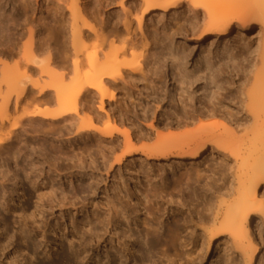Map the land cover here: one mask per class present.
<instances>
[{"label":"bare ground","instance_id":"1","mask_svg":"<svg viewBox=\"0 0 264 264\" xmlns=\"http://www.w3.org/2000/svg\"><path fill=\"white\" fill-rule=\"evenodd\" d=\"M20 1L22 7L21 17L24 18H22V21H19L20 19L17 17L16 19L11 15L10 17L7 16L3 9L0 8V96L4 100L2 107L0 106V127L9 122L10 112H15L20 109L22 113L18 121L26 122L29 125L38 124V126L41 127L45 124V121L55 122L61 120L67 122L68 118L74 120L83 107L91 109V107L83 105V98L87 96H97L99 98L98 103L100 111L105 112V123H107L106 127L100 131L93 128V132H97L99 137L97 140H99L101 144L99 150L100 165L107 179L110 177L117 179L115 187L116 197L107 199V201H109L104 212L101 214L102 216H100L92 211L90 213L87 208L95 204L94 197L96 196L95 193L98 188L95 176L89 175L86 172L83 175L82 173L81 175L79 174L81 178L85 177L86 179L88 178V180H95L87 184L85 192L83 189L84 186L81 185V189L78 188L80 189L79 191H73V196L71 195L70 197L65 190L58 194L56 191H52L53 189L44 188L46 183L43 182L42 170L37 169L38 172L35 173V175L34 172H25V179L36 192L37 201L35 203L39 213V221L44 223V216L53 214L54 211L58 209V212L61 213V218L64 219L62 221L63 226H57L61 232V234L57 236V240H59L66 234L65 229L67 227H65L64 222L66 213L68 214V212L74 213V215H80V213L83 212L89 213L88 216L82 219V227L76 226L75 222L77 221L72 219L70 223L71 230H69L78 233L83 230V235L88 232L91 237L100 226L107 228L109 232H111L115 224L113 222H142L141 224L147 225V222H164V219L167 222H172L171 229H167L166 236L169 238V245L175 247L176 238L172 236L174 233L177 234V232L181 230V224H179V222H193L194 220L192 221V219L194 214L192 213L195 212L196 215L198 214L197 216H199L198 221L201 222L199 226L207 238V247L213 246L220 236H227L229 240L232 241L235 249L240 253V256L245 259L244 264H255L260 254L259 245L264 246V238L258 234L256 238L257 242L252 240V234L250 228L246 226V222L252 215H256L260 222L264 223V193L261 194L260 198L256 193L257 190L261 188L262 183H264V0H249V2H247L248 0H140V3H138L139 7L137 3H133L134 5L132 7L130 5V7L124 11L125 14L124 17H122V27L125 35L123 38H121L122 33L120 34L119 32V35L117 31V35L115 33L116 31L113 32L110 30L112 36L109 35L110 33L107 34V37L111 36L109 37L110 39H108L106 35H102V30L110 26V22L108 23L106 17H104L108 14V11H104V9L108 7L112 0H94L95 3L92 4V6L85 0H50L52 5L50 6L51 9L47 10V16L39 19L37 17L36 19L33 17L30 19L28 13L32 10L33 14L38 12L41 0H37L36 2L37 9H35L36 7H30L25 0ZM43 1L46 2L47 0ZM17 2L19 3V1ZM17 2L14 4L16 5ZM119 4L122 5L121 3ZM184 6L187 12L189 11L192 13V21L197 18L200 10L203 12L202 18H200L202 22L198 17V20H196L199 21V23L194 22L192 24L193 26H191L192 28L194 27L193 29L195 30L193 35L196 34L194 41L197 43L206 42L208 45L207 52L209 54L216 49L217 56L221 54V56L225 58V55L228 54V46L226 44H228L227 42L232 35L237 45L235 48H241V50L247 49V54H249V52L251 53L249 54L251 55L249 58L244 57V61H247V64L240 65V67H238L239 69H237V67L235 68V66L233 67L236 69V72L233 73L234 75L236 73L235 76L238 77L237 79L240 80L242 78V87L238 91L239 103L244 108L245 114L250 116L253 121L250 139H234L230 137V135L218 133L220 130L218 123L217 125L212 124L210 127L204 126V121L202 120L206 118L223 117L224 119L221 118L223 123L227 120L231 121V111L226 108L222 110L220 101L216 104L213 102L215 101L214 99H216V97L214 98L216 91H210L209 94L212 93L211 96L206 95V97H209L207 98L209 100L210 98H214L213 101L211 99L210 103L209 101L206 102L209 108H204L206 107L204 106L206 103L202 105L205 102V100L203 101L202 99H199L200 106H197V99L190 94L183 95L180 92L179 95L175 94L174 96V94L171 95L166 92H159V87L156 82H159L161 79L160 75L163 65L160 62L158 65L155 64L156 61L151 63L148 59L154 54L151 55L152 52L149 53V51L153 44L157 45V43L160 44V42L163 43L168 41L170 45H172V39L176 35L182 34L181 32L183 29L185 30V28L184 25L180 24L181 21L179 22L176 18V21H178L176 24L174 23L176 27L174 26V29H172L169 26L170 29H168L166 17L171 12L173 16L178 14L180 8ZM66 12L69 13L68 16ZM48 17L51 18H49L50 22L46 21ZM147 17H151L150 23L152 25H150L154 28L151 33L155 35L149 33L150 35L148 36L144 32V23ZM118 21L119 17L117 22ZM134 21L137 22L139 27L138 31L141 32L140 39H136V30L133 27ZM117 22L115 21V23ZM113 23L114 22L110 24ZM120 23L121 22H119V24ZM119 24L117 23V25ZM254 27H258L257 45L255 47L244 40L247 37L246 34L251 32ZM160 29H162L163 36L161 38H156V34L158 35L157 32ZM11 30L13 32H11ZM167 30H171L172 32H168V34L166 33ZM24 37H27V42L20 43L21 39ZM117 42L121 43L119 48L115 47ZM52 44L56 46L57 49H55L58 53L51 52ZM138 46H140L142 50L140 57L144 58L145 66L143 67L140 66V57L136 58L134 61H128L127 59L130 55H135ZM105 49L108 51H104ZM161 50H164V47ZM165 50L168 49L166 48ZM180 51L181 50L175 51L176 53L172 51L171 53V62H174L173 68L176 70L175 75L173 74L174 82L178 85L177 89L180 90H182L184 84L189 83L193 85L195 81L201 79H205L204 84L207 88H209L208 86H211V84L216 85L218 84L216 79L220 78L219 76L217 77V74H223L225 66L231 67L228 66V64L226 65V62L225 64H218L220 60H218L216 64L213 63V61H211L212 63L207 61L206 59L210 58L207 54L204 58L205 60L200 59L202 64L199 67V74L202 75V72H205V76L201 78L197 72L198 75L195 76L197 78H191L189 75L187 76L185 74V67L183 66V60L186 56L190 55L189 52L191 51L187 52L185 49ZM45 55H47V57ZM156 55L157 54H155V56ZM41 57H46L43 59V65H41L40 62ZM232 57L235 60V57ZM158 58L160 59V57H157V62L159 60ZM204 63L209 66L205 65L203 67ZM69 66H71V69H68ZM55 67L61 68V70H63L62 73H55L53 70ZM70 70L74 74L72 83L69 87L61 86L60 80L62 81L66 78ZM148 72L154 77H148ZM35 77H57L59 83L57 82L53 85L48 83L40 84L36 81L33 82L32 78ZM136 78L139 80L135 81L137 80ZM192 79L195 81L193 82ZM148 80L150 81L148 83L150 85L149 91H146V86L144 88L142 87L145 89L144 91H141V89L137 90L139 87L137 83L139 81L147 82ZM215 85L213 86L219 87ZM133 86L136 90L132 88ZM125 87L131 90V93L127 96L130 99L132 98V101L129 103L130 105L132 104L133 108L131 109L133 110V115L130 116L128 107L126 108L127 110L121 108L119 113L116 112L118 113L117 116H115L116 113L114 109L110 107L109 110L112 114L111 112L104 111L106 110L104 107L105 104L111 106V104L115 102L116 91L124 90ZM50 92H54V94L52 93L53 95H51ZM33 94L35 96H33ZM106 101L109 103H106ZM52 103L59 104V107L56 109H49L48 106ZM42 105L44 108H39V106ZM166 105H168L169 108H167ZM31 107H34V109L31 110ZM98 116L99 115L96 114V117ZM101 116L102 115H100V117ZM195 124L198 125L194 130L186 131L178 136L171 133L163 135L157 133V126H161L164 131H169L172 128L174 129V127L185 128L188 125L190 127V125ZM15 130H17V127L14 124L5 134L6 138L0 141V149H3V152L9 155L11 159V168L3 169V165L0 164V209L4 212H14V210L9 207V201H12L13 207H15L20 200L18 198L25 197L23 195L21 196L22 193L20 192L17 171L23 167L21 168L18 163L19 157L14 154L18 153L21 147L27 150L30 149L33 152L36 151L35 148L30 147L26 143L18 146L20 141L18 133H16ZM25 131L26 129L24 132ZM61 131L62 129L59 130L60 133ZM74 134L76 139L82 137L81 130L76 131ZM91 136L95 137L96 134L89 133L87 140L91 139ZM152 136H154L155 139L152 144L145 143L139 148L135 147L137 143L150 142ZM120 142L123 144L122 153L118 156H114L116 150L119 149ZM15 143L17 144L15 145ZM214 147L223 152H227L226 154L229 155V158L233 159L234 165L237 167L234 173L237 182L236 189L228 193L229 195L228 197L226 196L227 198L218 201L214 207L209 206L208 210L210 214L207 216H204L200 211L196 212V209L191 212L187 206L188 214L187 210L182 208L183 205L180 207V203H185L184 207L186 204H191V201H189L190 203L187 201L188 196L187 199H185L186 201L182 198L183 195H185L184 185L187 181L191 180L196 183L199 182L202 174H200L201 171L198 170L196 172H191L187 164L197 163V160L201 159L206 152L209 151L211 153ZM56 154L58 156L55 155L56 157L53 161L46 158H39L36 161H34V158H20L21 161L26 163L25 166L29 167L30 170L46 165L48 171L54 172L56 177H59L60 180H62L61 178L63 177L67 181L73 179L74 175L71 172H61L59 167H57L58 162L56 163V161H59L58 159L64 161L69 160V163L71 161V168H81L83 163L82 153L76 154L75 150H71V153H63L64 158H62L60 157L62 150L60 151L59 149ZM133 157L143 159H140L141 162L145 160L146 167H148V165L149 167L151 166L149 164H152L151 161H164L165 163L172 160V163L176 164L180 170H182V164H184V171L176 177L172 184L169 183L167 186L164 182L165 178L162 176L163 174H161L165 171L163 168H159L157 173L153 172L149 167V169L144 172H140V169L134 171L135 178L139 179V174L140 176L143 174L145 182H143L144 180L141 181L144 188L143 190L138 189L140 193L139 196L131 197V195L125 192L127 188L126 185H128L127 181L119 172H117V175L115 171L116 168L121 169L125 160ZM68 168H70V166ZM31 177H33V179H31ZM133 180L129 182L134 184L135 181ZM8 184L13 186L11 191H7ZM138 184L139 183H137V185ZM77 185L79 186V184ZM174 191L178 193H174ZM180 192L181 198L178 195ZM81 193L88 194L80 198L81 196L79 197L78 194L82 195ZM89 193L91 195H89ZM77 196L81 199H79V206H76L77 203H74L75 199L78 200ZM175 196L176 198H174ZM132 213H134L133 216ZM180 214L183 216V218H181L182 220L180 219ZM24 216L25 215H20V217H23V221L21 220L22 222L25 221L28 215H26L25 218ZM30 217L36 222L37 217L35 218V214H32ZM4 220V218L0 217V222H2L0 224V251L9 247H6L9 243L7 242L8 239L5 229L7 222H4ZM25 224L26 222L24 225ZM104 228H102V230ZM105 231L106 229L103 230V232ZM75 232H72L71 235ZM155 232L156 234L151 241L134 240V243L138 245L137 253L142 252V247H147L149 249L153 247V245H158L160 243L161 234L158 231ZM55 234L58 235L57 232H55ZM109 234L107 236H109ZM122 234V236H119H121V238L123 237V240L120 237L117 238L118 234L116 238L118 245L122 246L123 249L122 251L118 250L119 252L116 251L115 256H117L120 261L123 257L130 260V256H128V253L125 251L129 249L126 248V241L131 240L132 233L130 230H126L123 231ZM42 237L45 238V236ZM89 237L88 240H91V237L90 239ZM82 238L83 237L80 239ZM94 238L98 240L97 236H94ZM83 239L86 240L85 237ZM110 239L113 240L114 238L111 237ZM6 242L8 243L7 245H5ZM82 243H79V245L83 246L81 245ZM88 243L92 242L89 241ZM45 244L48 245L46 241ZM61 247L62 250L63 246ZM132 249L133 248H131V250ZM80 250L82 254H86V249L84 247H81ZM81 253L80 255H82ZM86 255L80 258L78 257V259H81L80 261H84V263H89L91 257L87 259ZM142 258V256L141 258L139 257V261L136 263H142ZM74 263L76 262H74L64 249L55 260L49 262V264Z\"/></svg>","mask_w":264,"mask_h":264},{"label":"rangeland","instance_id":"2","mask_svg":"<svg viewBox=\"0 0 264 264\" xmlns=\"http://www.w3.org/2000/svg\"><path fill=\"white\" fill-rule=\"evenodd\" d=\"M17 1H19V3ZM17 1H15V0H0V6H1L0 8L3 9V11L7 14V16L10 17V15H11L15 18L17 17L18 19H20L19 21H22L23 17H21V9H22L21 1L20 0H17ZM25 1L27 2L28 5H30V7H32V8L36 7L35 9H37V5H36L37 0H25ZM85 1L89 2V4H91V6H92V4L95 3L94 0H88V1L85 0ZM15 2H17L16 5L14 4ZM247 2H249V0ZM111 3L108 5V7H105V9H104V11H108V14L105 16L103 15V16L106 17V20L108 21V23L109 22L110 23L114 22V23L113 24L109 23L110 26H108L102 30L104 33V34L102 33V35H104V36L106 35V37H107V34L110 33L109 35L112 36L111 31H113V32L116 31L115 32L116 34L118 31V34H119V32H120V34L122 33L121 38H123V36L125 35V33H123L124 29L122 27V21H123L122 17H124V14H125L124 11L126 9H128V7H130V5L132 7L134 5L133 3H137V5H138V3H140V0H134V1H131V0H112ZM119 3H121L122 5H120ZM18 4H19V7H18ZM51 5H52V3L50 2V0H49V2H48V0L46 2L41 0L40 1V8H39L38 12H35L33 14V12H32L33 10H32L29 12L30 14L28 13V15L30 16V19H31V17H33L35 19H36V17L38 19L41 17L42 18L46 17L47 12H48L47 10L51 9L50 8ZM45 6H46V9H45ZM138 7H139V5H138ZM111 10H112V13H111ZM31 12H32V14H31ZM67 13L68 12H66V15L68 16L69 13L68 14ZM189 13L190 12L189 11L187 12L186 7L184 6V7L180 8V10L178 11V14H176L174 16L172 15V12L170 14H168V16L166 17L168 27L170 26L172 29H174V26L176 27L175 24L178 21L179 22L181 21L180 24L184 25L185 30H186V28H187V30L185 31L183 29V31L181 32L182 34L176 35L172 39V45H170V43L168 41H165L163 43L160 42L161 45L158 43H157V45L153 44L150 48L149 53L152 52L151 55L154 54L153 55L154 57L150 56L148 60H150L151 63L153 61L157 62V57H160V59L158 58L159 59L158 62L157 63L155 62V64L158 65V63L160 62L163 65V66L161 65L163 67L162 71H161V75H160L161 79L159 82L158 81L156 82L158 87H159V92L160 91L162 93L166 92V93H169L171 95L174 94V96H175V94L179 95L180 92L183 95L190 94L192 97L197 99L196 105L200 106V102H199L200 100L199 99H202L203 101L205 100V102L202 105H204L208 101L210 103L212 98H210V100H209V99H207L209 97H206V95L211 96L212 93L209 94V92L213 91V90H214V92L216 91L215 95H214V98L216 97V99L213 98L215 101H213V99H212V101L215 104L218 101H220V103H221L220 105H221L222 110L226 108V109H229L231 111V116H230L231 121L225 120L226 122L223 123L222 122V119H224L223 117H221L222 119L221 118H206L205 120L204 119L202 120V121H204V126L210 127V125H212V124L217 125V123H218L219 127H220V130L218 133H222L224 135H230V137H232L234 139H236V138L237 139H245V140L250 139V137H251L250 131H251V128L253 125V121H252V118H250V116L245 114L244 108L239 103V99H238L239 98V94H238L239 92L238 91L242 87V83H241L242 78L240 80H238L237 79L238 77L235 76L236 73L234 75L233 72H236V69H235L236 67H237V69H239L238 67H240V65L242 66V65L247 64L246 63L247 61H244V57L249 58L251 56L249 54H251V53L249 52V54H247V52H248L247 49L241 50V48H238V49L235 48V46H237V45L234 41V36L232 35V36H230V38L227 42L228 44H226L228 46L227 49H228L229 55L228 54L227 55L229 57L227 55H225V58H224V56H221V54L219 56H217V54H216L217 50L216 49H214L209 54L207 52L208 45L206 44V42H204V43L195 42L194 39L196 37L195 36L196 34L193 35V33H195L194 32L195 30L193 29L194 27L192 28V26H193L192 24L194 22L199 23V21H197L198 17L200 20V18H202L201 16H202L203 12L200 10V12L198 13L197 18H196L197 20L194 19V21H192L193 20L192 13H190V14ZM111 15H113V16H111ZM190 15H191V17H190ZM118 17H119V21L117 22ZM49 18L50 17H48L46 19V21L50 22L51 18L50 19ZM176 18L178 21H176ZM150 19H151V17H147L146 21L144 23V32L148 36L150 35L149 33H151L152 29H154L151 26L152 24L150 23ZM98 20H99V18H98ZM115 21L118 24H119V22H121V23L119 25H117V23H115ZM200 21L202 22V19ZM111 25H112V27H111ZM133 27L136 30V39H140L141 32L138 31L139 27L137 25V22L134 21ZM170 27L168 29H170ZM257 28L258 27H254V29L251 32L246 34L247 37L244 39L246 42H249L250 45L252 44L254 47L257 45V43H256L257 37H258ZM107 29H108V31H107ZM11 32H13V31L11 30ZM168 32L171 33L172 31L167 30L166 33H168ZM157 33H158V35L156 34V38H161L163 36L162 29L158 30ZM151 34H154V33H151ZM111 36H109V37H111ZM109 37H107V38L110 39ZM26 38L27 37L23 38L24 41H23V39H21L20 43H24L26 41ZM120 45H121V43L117 42L115 44V47L119 48ZM171 46H173V47H171ZM163 47H164V50H161V49H163ZM221 47H223V46H221ZM55 48H56V46H54V44H52V48H51L52 53H56V52L58 53V51L56 50L57 48L56 49ZM166 48L168 50H165ZM170 49L174 53H176L175 51H178V50L182 51L184 49L187 52L191 51V52H189L191 56L188 55V56H186L187 59L185 58L183 60L184 61L183 66L185 67V69H184L185 74L187 76L189 75V77H191V78H195V79L197 78L195 76H197L199 74V67L202 64L201 60H205L204 58L207 56V54H208V57H210L209 59H206L207 61H209V62L213 61V63H215V64L218 62H219L218 64H220V63L225 64V62H226V65L228 64V66H231V67L225 66V71L223 73L224 75L223 74H219V75L217 74V77L218 76L220 77V78L216 77L217 78L216 81L218 82L219 85L218 84H216V85L213 84V85L219 86V87H214L211 84V86L209 85L208 86L209 88H207L204 84L205 79H201L198 81H195L194 79H192L193 82L195 81L193 83V85H191L189 83L184 84L182 86V90H180V89H177L178 85H176V83L174 82L173 74L175 75L176 70H174V68H173L174 62L173 61L171 62L172 51ZM104 51H108V50L105 49ZM141 52H142L141 47L138 46L136 48L135 55L134 56L130 55L127 58L128 61H134L136 58H139L141 55ZM155 54H157L159 56L156 55L157 56L156 57ZM168 54H170V55H168ZM45 56L47 57V55H45ZM226 56H227V58H226ZM232 56L235 57V60L233 59ZM161 57H163V58H161ZM221 57H222V60H221ZM45 58L41 57V59H40L41 65L44 64L43 59H45ZM154 58H155V60H154ZM0 59H1V57H0ZM139 60H140V66L141 67L145 66L144 58L140 57ZM218 60H220V61H218ZM228 61L231 63H229ZM232 64H234V65H232ZM205 65H207V64L204 63L203 67ZM207 66H209V65H207ZM234 66H235V68H233ZM68 69H71V66H69ZM53 70L57 74H60L63 71L59 67L58 68L55 67ZM197 72H198V74H197ZM148 73H147L148 77H151V78L154 77V76L150 75V73L149 74ZM202 73H201L202 75L199 74V76H201V78H203L205 76L204 75L205 72H202ZM73 79H74V74L70 70V73H68V76L66 78H64L62 81L60 80V85L64 86V87L65 86L69 87L70 84L72 83ZM136 79L137 80H135V81L139 80L138 78H136ZM32 80H33V82L36 81L40 84L48 83V84L53 85L57 82L59 83V80L57 79V77H35V78H32ZM149 80L147 82L139 81L137 84L140 88L138 87L137 90L141 89V91H144L145 89H143V88L146 86L147 87L146 91H149V87H150V85L148 84L150 82ZM132 88L134 90H136V88H134V86ZM118 91H116V98L114 100L115 102H113L111 104V106L109 104H105L104 107L106 108V110H104V111L110 113L111 111L109 109L112 108V109H114L115 113L116 112L119 113V110L121 108L122 109L124 108V110H125L128 107V110L130 111L129 114H130V116H132L133 110L131 108H133V107H132V104L130 105V103H129L132 101V98L130 99L127 96L131 93V90L128 87H125L124 90L122 89L121 91L120 90H118ZM52 93L54 94V92H50L51 95H53ZM126 93H128V94H126ZM34 94H35V92H34ZM34 94H33V96L36 95V94L35 95ZM86 98H87V100H86ZM3 101H4L3 98L0 96V106L1 107L3 105ZM98 102H99V98L97 96L84 97L83 101H82L83 105L89 106V107H91V109L83 107L80 110L78 116H76L74 120H70L68 118L67 122L61 121V120L55 121V122L45 121V124H43L41 127H39L38 124H30L29 125L26 122L18 121V118H19L20 114L22 113V110L20 109V110H17L15 112H10L9 113V122L6 123L4 126L0 127V141L4 140V138H6L5 134L15 124V126L17 127V130H15V131H16V133H18L19 141H20V144H18V146L26 143L30 147L36 149V151L33 152L30 149L27 150L26 148L21 147L20 151L18 153L14 154L15 156L19 157L18 163L21 166V168L23 167L22 169H18L17 171H18L20 192L22 193L21 196L23 195L25 197L24 198H18L20 200L18 201V204L15 205V207H13L12 201H9L10 202L9 207H11L14 210V212H10V211L4 212V211H1V209H0V217L5 219L4 222H7L5 225V229H6V237L8 239L7 242L9 243V245H7L8 244L7 242L5 243V245H7L6 247L9 246L8 248H5L2 251H0V264H23V263L24 264H47V263L49 264V262H52L53 260L56 259L57 256L60 255V253L62 252L63 249H64V251L66 250V252H68L70 257L74 260V262H76L74 264H96V263H98V264H137L136 262L139 261V257L141 258V256L143 257L142 258L143 261L140 264H244L245 259L240 256V253L235 249L232 241L229 240V238L227 236H220V238H218L215 241L213 246L207 247V243H208L207 238L204 235L203 230L199 226L201 224V222L198 221L199 216H197L198 214L196 215L195 212L192 213V214H194L192 221L194 220L195 222L194 221L193 222H179V224H181V227H180L181 230H179L177 232V234L174 233L172 236V237L176 238L175 247H171L169 245V242H168L169 238L166 236L167 229L168 228L171 229L172 222H167L164 219H163L164 222H147V225L141 224L142 222H138V223H136V222H128V223L127 222H113V223H115L114 224L115 226L113 225L114 228H112L113 230L111 229V232H109V230L107 228L100 226L95 231V234H98V235L94 234L91 237L90 233H88V232H87V234L84 233V235H83V230H81V232H79V233L75 232V231H70L71 230L70 223H71L72 219L77 221V222H75L76 226L82 227L83 222L81 223V221L84 217L88 216L89 213L83 212V213H80V215H74V213L68 212V214L66 213V218H65V222H64L65 227H67L65 229L66 234H65V236H63L59 240H57V236H59L61 234V232L59 231V227L63 226L62 221L64 219L61 218V213L58 212V209H56L53 214L44 216V219H43L44 223L42 222L43 224L41 223V221H39V219H40L39 213L36 209V203H35L37 201L36 200V192L33 188H31V185L25 179V174H24L25 172H29V173L34 172V175H35V173L38 172L37 169L42 170L43 182L46 183V186H44V188L47 187L49 189H53L52 191H56L58 194H60L61 191L65 190V192L70 197H71V195L73 196V193L75 191H79L81 189L80 187H82V186H84L83 189L85 192V188L87 187V184L92 183L93 180H95V179L88 180V178L86 179L85 177L81 178V177H79V174L81 175V173H82V175H83L86 172L89 175L91 174V175L95 176L96 177L95 181L98 184V188H97L96 193H95L96 196L94 197V199H95L94 203L95 204H94V206L87 207V208L89 209L88 211L90 213L92 211L93 213L100 215V216H102L101 214L104 212V209H105V207L109 201V200L107 201V199L108 198L113 199L116 197L115 196V194H116L115 193V187H116L117 179H113L112 177L107 179L106 176L104 175L105 172L102 171V168L100 165V160H99L100 159L99 158V150L101 148V144L99 143V140H97L99 138L97 132H93V128L96 129L97 131H100V130L104 129L106 127V124H107V123H105L106 122V118L104 117L105 112L100 111ZM106 103H109V102L106 101ZM107 105H109V106H107ZM159 105L163 106L162 104H159ZM207 105H208V103H206L204 105V106H206L204 108H209V107H207ZM48 107H49V109H56L59 107V104L52 103ZM166 107L169 108L168 105H166ZM39 108H44V106L43 105L39 106ZM32 109H34V107H31V110ZM118 113H116L115 116H117ZM96 114H98L99 116L96 117ZM111 114H112V112H111ZM100 115H102V116L100 117ZM68 120H70V121H68ZM197 125L198 124L190 125V127L188 125L185 128H180V127L175 128L174 127V129L172 128L169 131H164L161 128V126H157L158 127L157 133L159 135L171 133V134L178 136V135H180L186 131L194 130ZM25 129H26V131H25L26 133L24 132ZM61 129L64 132L61 131V133H60L59 130H61ZM78 130H81L82 137L79 139H76L74 133ZM89 133H91V134L95 133L96 136L95 137L91 136V139L87 140ZM153 139H154V136H152V140H150V142L147 141V142L137 143L135 147L139 148L145 143L146 144H152L155 141V139L154 140ZM16 144L17 143H15V145ZM122 145L123 144L120 142L119 149L116 150L114 156H118L122 153V150H123ZM59 149H60V151L62 150L61 156L59 155L62 158H64L63 153H71V150H75L76 154L82 153L83 163L81 165L82 166L81 168L80 167L71 168V164H70L71 161L69 163V160L64 161V160L58 159L59 161H56V163L58 162L57 167H59L61 172H65V173L71 172L74 175L73 179H71L69 181H67L64 177L61 178L62 180H60L59 177H56V174L54 172L48 171V169L46 168V165L39 166L34 170H32V169L30 170L29 167L25 166L26 163L21 161V158H20V157H22V158L25 157V159H31V158L33 159L34 158V161H36L39 158L40 159L46 158V159H50L51 161H53V159L56 157L55 155L59 154V153L56 154V152L59 151ZM116 153H117V155H116ZM226 153L227 152H223L222 150H219L216 147H214V150L211 153L209 151L206 152V154H204L201 159L197 160V163L187 164L188 167H190L191 172H196L198 170V171H201L200 174H202V175H201L199 182H197V183L192 181V180L186 182V184L184 185L185 195H183L182 198H184V201H186L185 199H187V196H188V199L190 197V199L189 200L187 199V201L188 202L191 201V204H189V205L186 204V206L184 207L185 203H183V204L180 203V205H181L180 207H182V205H183L182 208L184 210H187L189 207L191 212H193V210L196 209L195 210L196 212L200 211L201 213L204 214V216H207L208 214H210V212L208 210L209 206L214 207L218 201H220L224 198H227L229 195L228 193H231L236 189V186H237L236 183L237 182L235 180V174L234 173L237 170V167L234 165L233 159L229 158V155ZM224 155H226V156H224ZM9 157H10L9 155H7L5 152H3V149H0V164L3 165V169L11 168V161H10L11 159ZM140 159H139V157H133L130 159L128 158L127 160L124 161L121 169L116 168V171H115L116 173L119 172V174L122 177H124V179L127 181L128 185H126L127 188H126L125 192H127L129 195H131V197L139 196L140 193H139L138 189L143 190V188H144L143 185L141 184V181L144 180L143 182H145V178L143 177V174L141 176L139 174V179H136L134 171H137L140 169L139 170L140 172H144L145 170L151 168V170L153 172L157 173V170L159 168L160 169L163 168V169H165L166 172L164 171V173H161L162 172L161 171L160 173L163 174L162 176L166 179V180L164 179L166 186L169 183L172 184V182L176 179V177L179 176L180 173L184 171V169H183L184 164H182V168H181L182 170H180V168L176 164L172 163V160H169L165 163H164V161H160V162L151 161L152 164L149 163L151 166L149 167V165H148V167H149L148 168V167H146L147 165L145 166L146 161L144 160L141 162ZM141 160H143V159H141ZM23 164H24L25 168H24ZM65 165H67L68 167L70 166V168H68ZM66 169H67V171H66ZM117 175H118V173H117ZM30 176H33V175H30ZM127 177L128 178L130 177L131 180L134 179L133 181H135L134 184H136V185H134L132 182H129L131 180H130V178L128 179ZM31 179H33V177H31ZM137 183H139V184L137 185ZM77 184H79V186ZM12 187L13 186L11 184L10 185L8 184L7 191H11ZM78 188H80V189H78ZM34 193H35V195H34ZM69 193H71V194H69ZM174 193H178V192L174 191ZM256 193H257L258 197L260 198L261 194L264 193V183H262L261 188L258 189ZM81 194L82 195L78 194L79 197L81 196L80 198H82V196H86L88 193H81ZM180 194H181V192L178 194L179 197L181 196ZM89 195H91V194L89 193ZM79 197H78V200L75 199L74 203H77L76 206L80 205L79 201L81 199ZM174 198H176V196ZM124 204L127 205L126 203H124ZM35 209L37 212L36 211L34 212ZM187 213L189 214L188 210H187ZM32 214H35V218L37 217L38 221L37 220H36V222L33 221L32 217H30ZM20 215H25L24 218L26 217V215H28L29 218L27 216L25 218V221L22 222L23 217H20ZM133 215H134V213H132V216ZM157 217H159V216H157ZM190 217H192V216H190ZM30 218L32 219V222H31ZM181 218H183V216L180 214V219ZM25 222L27 224V225L25 224L26 226L24 225ZM1 223L2 222H0V224ZM67 224H68V226H67ZM57 226H59V227H57ZM246 226L248 228H250V232L252 234L251 235L252 240H255V242H257L256 238L258 237V234H260L264 238V223L260 222V220L258 219V217L256 215H252L248 219V221L246 222ZM102 228H104L103 230L106 229V231L103 232ZM125 229L130 230V232L132 233L131 234L132 238H130L131 240L126 241L129 244L124 242V243H126V248H129L125 252L128 253V256H130V260L126 259V257L125 258L123 257V258H121V261H120V259L117 256H115V252L118 250L122 251L123 248H122V246L118 245L117 238L118 237L121 238V236L123 235L122 234L123 231H126ZM101 230H102V232H101ZM114 231H116V232H114ZM155 231H158L161 234L160 235V237H161L160 243L158 245H153V247H150L149 249L147 247H142V250H141L142 252L137 253L136 251L138 249V245L136 243H134V240L135 241H139V240H141V241H143V240L149 241L150 240L151 241V239H153L154 235L156 234ZM55 232H57L58 235H56ZM72 232H75L76 234L74 233L71 235ZM112 232H113V235H112ZM99 233H101V234H99ZM108 234H109V236H107ZM133 234H134V237H133ZM116 235H117V238H116ZM119 235H121V236H119ZM42 236H45V238H43ZM89 236L91 237V240H88ZM94 236L95 237L97 236L98 240L96 238H94ZM105 236H107V237H105ZM135 236L137 239L135 238ZM81 237H83V238L85 237V239L87 241L84 240L83 238L80 239ZM90 237H89V239H90ZM111 237H113L114 239L113 240L110 239ZM94 239L97 240V243H96V240H94ZM102 239H103V241H102ZM121 239L123 240V237ZM73 240H74V242H73ZM45 241L48 245L45 244ZM83 241H85V242H83ZM89 241L92 242L93 244L88 243ZM180 241L183 244H181ZM70 242H72V243H70ZM79 243H82L81 245H83V246H80ZM84 244L86 247L84 246ZM61 246H63L62 250H61V248H62ZM81 247H84L86 249L87 255L81 253V250H80ZM259 247H260V254L257 257L255 264H264V246L259 245ZM131 248H133V249L131 250ZM129 251H131V252H129ZM134 252H136V253H134ZM80 253L82 255H80ZM85 255L87 256V259H88V257H91V259L89 260L90 261L89 263H86V262L84 263V261L82 262V261H80L81 259H78V257L80 258L81 256H85ZM131 259H133V260H131ZM21 261H22V263H21Z\"/></svg>","mask_w":264,"mask_h":264}]
</instances>
